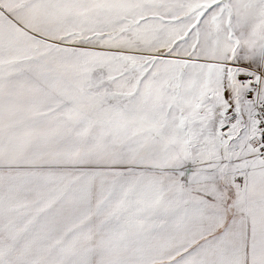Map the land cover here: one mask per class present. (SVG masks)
Masks as SVG:
<instances>
[{"label":"snow or ice","instance_id":"snow-or-ice-1","mask_svg":"<svg viewBox=\"0 0 264 264\" xmlns=\"http://www.w3.org/2000/svg\"><path fill=\"white\" fill-rule=\"evenodd\" d=\"M0 264H264V0H0Z\"/></svg>","mask_w":264,"mask_h":264}]
</instances>
